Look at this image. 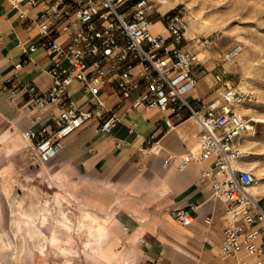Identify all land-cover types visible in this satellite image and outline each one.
I'll list each match as a JSON object with an SVG mask.
<instances>
[{"label": "crops", "instance_id": "1", "mask_svg": "<svg viewBox=\"0 0 264 264\" xmlns=\"http://www.w3.org/2000/svg\"><path fill=\"white\" fill-rule=\"evenodd\" d=\"M41 9L26 1L17 8L9 0H0V161L3 154L11 159L14 154L26 155L23 132L51 129L59 115L58 107L51 105L38 112L40 120L34 123L30 116L37 113L24 106L23 84L34 83L41 91L52 85L47 70L56 54L42 47L29 49L39 41L38 27L31 20ZM17 81L21 85H16ZM72 89L74 98L86 108L89 91L77 81ZM139 92L122 98L114 84L105 82L101 93L108 106L122 101L119 124L107 133L94 120L87 121L65 140L55 158L42 164L47 179L54 180L66 195H75L76 201L70 200L74 206L84 202L98 213L82 207L78 214L72 211L77 217L87 212L105 226L100 240L95 239L97 233L87 237L74 231L72 243H66L67 235L63 234L61 244L66 252L52 244L55 254L62 257V264H241L245 260L255 264L243 251L232 254L222 250L224 228L233 221L227 215V200L215 194L209 179L201 180V169L211 166L212 159L194 160L180 168L184 156L198 148L202 132L198 122L193 118L178 121L172 116L177 124L168 129L165 119L171 114L169 110L130 108ZM189 96L214 98L212 74H198ZM15 143L21 144V152L12 150ZM1 191L0 187L2 201ZM193 207V222L182 224L176 213L192 212ZM51 213L47 226L23 218L25 224L21 221L17 236L0 212V264H14L21 240V264H48L45 251H50L53 235ZM38 231L48 235L43 250L36 246L39 238L32 237ZM31 241L38 249L34 250Z\"/></svg>", "mask_w": 264, "mask_h": 264}, {"label": "built area", "instance_id": "2", "mask_svg": "<svg viewBox=\"0 0 264 264\" xmlns=\"http://www.w3.org/2000/svg\"><path fill=\"white\" fill-rule=\"evenodd\" d=\"M9 1L17 8L24 1L42 6L31 20L38 27L39 41L29 49L42 47L56 54L47 70L52 77L47 91L34 83L22 85L24 106L37 113L30 116L34 123L40 120L38 112L48 106L59 109L53 128L23 132L32 156L41 163L52 160L65 140L89 120L101 131L112 132L121 121L118 108L122 101L108 106L101 93L105 82L114 84L122 98L139 90L130 108L169 110L171 114L165 119L168 129L177 124L172 116L178 121L193 118L198 122L202 131L198 148L184 156L180 168L194 160L212 159L211 166L201 169V180L209 179L215 194L227 200V215L233 221L224 228L222 250L232 254L243 251L255 264H263L264 196L251 191L256 174L247 166L253 151L245 144V134H256L258 122L238 109L253 104L257 96L232 84L226 72L218 71L213 75L217 84L214 98H190L203 58L187 37L183 10L161 13L154 9L152 0ZM154 15L162 24L158 33L151 29ZM21 16L26 17V13ZM76 81L90 93L86 108L74 98ZM192 209L179 210L177 219L190 224L196 211ZM241 264H247L246 260Z\"/></svg>", "mask_w": 264, "mask_h": 264}, {"label": "rangeland", "instance_id": "3", "mask_svg": "<svg viewBox=\"0 0 264 264\" xmlns=\"http://www.w3.org/2000/svg\"><path fill=\"white\" fill-rule=\"evenodd\" d=\"M152 3L157 11L158 7H163L168 9L165 12L183 10L185 13L187 37L192 45L200 50L201 58H203L197 73H208L213 77L215 72H226L232 84L255 92L257 99L250 106L253 105L255 112L264 116V0H161L160 2L152 0ZM153 20L155 23L151 27L152 32L158 33L162 29V24L157 15L153 16ZM239 45L244 47L233 52ZM231 52L234 55L229 59L226 54ZM213 82L215 89L217 84L214 79ZM255 137L259 142L258 145L245 144L253 151L249 159L255 161L252 169L255 170L254 173L257 171L256 181L258 180L262 185L264 183V123L258 122ZM24 140L28 144L25 138ZM14 149L19 150L18 153L21 152V144L15 143L12 150ZM30 151L31 147L28 144L25 148L26 155L14 154L11 159L9 154H3L2 156L6 158L3 157L0 161L2 190L0 212L1 216L8 220V225L15 212L13 210L15 208L14 199L24 197L31 191L38 192L50 201L53 209L50 216V228H52V223L63 226L59 221L60 215L54 209L57 205L56 197L61 199L62 206L66 210L69 209L78 214L81 208L85 207L86 210L98 214L84 202H78L77 206H74L70 200L75 202V195L72 192L66 195L54 180L47 179L42 174L45 172L42 168L43 163L32 157ZM31 203L29 200L28 205ZM20 219L25 224L23 217ZM61 227L57 230H62ZM31 245L34 250L38 249L32 241ZM49 247L50 251H45L48 264H62V257L55 254L54 246L50 242ZM41 258L36 257L35 259ZM22 259L25 263L26 256ZM14 264H18L15 258ZM19 264H21V256Z\"/></svg>", "mask_w": 264, "mask_h": 264}, {"label": "bare ground", "instance_id": "4", "mask_svg": "<svg viewBox=\"0 0 264 264\" xmlns=\"http://www.w3.org/2000/svg\"><path fill=\"white\" fill-rule=\"evenodd\" d=\"M158 1L160 2L161 0H158ZM166 10L168 9L163 8V7H158V11L160 12L163 11L165 13ZM242 47L244 46L242 45L237 46V48L233 50V52L239 51L240 49H242ZM233 52L227 53L226 57L229 59L232 58V56L234 55ZM252 106L250 105L241 106V107H238V109L244 113H249L255 121L264 123V116L257 114L255 112L256 109H254ZM256 137H255V134H253L252 132H248L247 134H245V143L251 144L252 146L258 145L259 142L257 141ZM249 160H248L249 162L247 163V166L249 168H254L253 165L255 164V161L253 159H249ZM251 191L254 194L264 196V183L260 185V182L257 180L256 183L252 186ZM29 200L32 202L31 205H28ZM55 201L57 205L54 206V209L56 210V213L60 215L59 221L63 225L61 227L62 230L61 229L57 230L59 227V225L57 224H54L51 228V232L53 235L51 237L49 236L50 243L53 244L54 246H57L56 250H60L61 252H66V246L64 244H61L62 242L61 239L63 237V234H66L67 235L66 243L67 242L72 243L74 231L81 232L85 234L87 237H89L92 234L97 233V236L95 239L100 240L101 235L105 230V226L103 223L96 222L97 216L84 212L82 215L77 217L74 214V212H72L71 210L69 209L66 210L63 208L62 206L63 203L59 197H56ZM40 202L42 204L41 206L39 205ZM14 203H15V208L13 210L15 212L13 213V217L11 218V226L13 227L14 232L17 236H20V231L22 229V222H21L20 217L21 218L23 217L26 220L31 221V222H38L39 226L48 225V214L50 210L51 211L53 210L51 207V203L48 199L46 198L41 199L37 192L31 191L27 193V195H25L24 197L14 199ZM32 237L39 238L38 242L36 243V246H38L39 249L43 250L46 240L48 238V235L44 233L43 231H38V232H33ZM22 243L23 241L21 240L20 245L17 248L15 257H14L17 260L18 264L20 260V257H19L20 252H21L20 250L23 247Z\"/></svg>", "mask_w": 264, "mask_h": 264}]
</instances>
